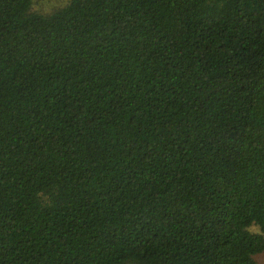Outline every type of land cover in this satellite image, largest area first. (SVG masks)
Segmentation results:
<instances>
[{"label": "trees", "instance_id": "obj_1", "mask_svg": "<svg viewBox=\"0 0 264 264\" xmlns=\"http://www.w3.org/2000/svg\"><path fill=\"white\" fill-rule=\"evenodd\" d=\"M33 3L0 0V264H261L264 0Z\"/></svg>", "mask_w": 264, "mask_h": 264}, {"label": "rangeland", "instance_id": "obj_2", "mask_svg": "<svg viewBox=\"0 0 264 264\" xmlns=\"http://www.w3.org/2000/svg\"><path fill=\"white\" fill-rule=\"evenodd\" d=\"M68 0H34V11L49 13L67 3ZM40 5V6H39ZM261 264H264V254L258 255Z\"/></svg>", "mask_w": 264, "mask_h": 264}]
</instances>
